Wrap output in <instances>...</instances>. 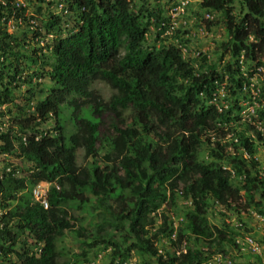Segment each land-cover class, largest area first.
I'll use <instances>...</instances> for the list:
<instances>
[{"label":"trees","instance_id":"1","mask_svg":"<svg viewBox=\"0 0 264 264\" xmlns=\"http://www.w3.org/2000/svg\"><path fill=\"white\" fill-rule=\"evenodd\" d=\"M59 1L0 0V264H85L89 252L107 250V264H127L130 254L140 264H214L249 232L251 211L264 217L249 136L226 128L236 139L229 150L203 138L234 122V105H209L215 85L226 75L236 101L251 63L261 65L264 0H196L197 16L216 17L205 26L224 32L214 60L201 51L185 58L177 30L173 42L160 38L168 23L159 4L69 0L62 20L50 12L68 0ZM200 143L208 148L198 158ZM38 182L48 184L47 209L30 200ZM68 238L79 254L64 251Z\"/></svg>","mask_w":264,"mask_h":264},{"label":"clouds","instance_id":"2","mask_svg":"<svg viewBox=\"0 0 264 264\" xmlns=\"http://www.w3.org/2000/svg\"><path fill=\"white\" fill-rule=\"evenodd\" d=\"M56 1H59V0H56ZM180 1H183V0H179L176 3L177 5L175 7H177L179 5V2ZM59 2H61V1H59ZM185 2L187 4V1H185ZM60 4H62V6L64 7V9L66 11L65 14H62V13L53 14V12H55V10H54L55 7L53 9H51L50 12L52 13L53 16H58L62 20H67L68 16L70 15L69 11L67 10L68 9L67 8V5L69 4V0L66 3H64V4L63 3H60ZM186 4H185V6H186ZM185 6L183 7L181 13H179V12H173L172 10L175 7H173L170 10V16H169L170 19H171L170 25L168 24V29L166 30V33L164 35L160 36V38H162L163 36H165L169 30H171V33H172L173 27L172 28H170V27L172 26L171 24H174V22H175V21H173V19H175L178 16L184 14ZM206 15L211 16V19L213 17V14H211V13H205L203 15V17H202V19L204 21H210L211 20V19L205 18ZM165 19L168 20L167 18H165ZM167 23H168V21H167ZM182 24L184 25L185 22L183 21ZM66 26L69 27L70 25L68 26V24H67ZM27 36H28V39L30 40L31 31L27 33ZM263 49H264V46H263ZM182 51H183L184 57L186 58V49H182ZM196 52H194L192 58H194V57L197 56V53ZM259 56H260L259 61L261 62V65H257L254 62L251 63V68H248V72L251 74L250 77H247V75H246L247 73H245V69H246L245 68V65H243V63H241V60L238 61L239 71L242 73L243 77H247L248 81H249L250 78L255 77V74L259 72V71H257L258 68H263V70H264V55L263 56L262 55H259ZM226 57L228 58V56H225L224 57V61L227 59ZM257 79H259V76H257ZM225 80H226V75L223 76V82L222 83L215 85L214 91L212 92L211 97H210L208 103H209V105H212L213 107H215L216 110H217V112H221V111L225 110L226 108L228 109L231 105H234L233 109L230 111L232 117H234V122L231 121V122L223 123L221 126H219L217 124L214 127L216 130H213V128L210 129L209 131H207L205 133V135L203 136V138L206 136L209 139V142H210L211 145L213 144V142H219V143H221V144L224 145V149L229 150L230 148L228 146H226V145L228 144V142H230V139H231L232 142H236V139L231 135V133H229V132L226 131V128H231V127H235L236 126V128H237L238 131L245 132V135L249 136V138L251 139V142L253 144V147L255 148L254 158L257 157V155L260 156L261 154L264 157L263 149L261 148L260 145L258 146V141H259V137L257 136L258 134H256L255 131L251 132V130L247 129L248 128L247 124L245 123L244 119L240 116V112H241L242 109H244V106L241 105V99H240L239 92L237 94V97H235V100L236 101H234L233 100L234 97L232 98L230 96V94L228 93V91L225 89ZM219 89H222V91L224 93V97L222 99L218 98L215 101H212V99L214 98V96L217 97V92H218ZM232 101H233V103L230 104ZM263 113L264 112H262L261 114H263ZM256 114L259 115V111H256ZM220 127H223L224 128L222 134L218 130V128H220ZM251 135L253 137H251ZM202 140H204V139H202ZM211 145H209V147ZM205 146H206V148H208L207 145H205ZM257 147H258L260 153L257 152ZM262 160L263 159H260L257 162L262 161ZM260 166L261 165H259V163H258V168ZM6 170H10V168L9 167H6ZM18 173L19 172L17 171L16 174L18 175ZM233 176H234L233 173H231L230 174V178H233ZM238 179H240V182H241V180H243L242 177H239ZM38 183H45V182H38ZM260 183L264 187V184L261 182V180H260ZM37 184H35V185H37ZM45 184H47V183H45ZM35 185H33L29 189V191H30V196L29 197H30V200L31 201H34V202L38 203L31 196V189ZM46 188L48 189V184H47V187ZM240 194H242V193H240ZM46 196H47V190H46ZM46 196H45V201H46ZM38 204L41 206L40 203H38ZM182 204L183 205H186L187 207L189 206V203L188 202H187V204H185V203H182ZM215 208L216 207L213 206V209H215ZM43 209H47V202H46V208H43ZM240 209L241 208H238V209H236L234 211L233 218L236 217V213H239L237 211H240ZM220 211L224 212L223 209H220ZM230 211H227L226 214L227 215L228 214L230 215L231 214ZM240 213H242V211H240ZM170 218L172 219L173 227H175L177 225V223H179L182 220V217H181L180 214H176V215L170 216ZM249 219L251 221H256V224L253 226L252 224L248 223L247 224V227L249 229V232H244V233H241V234L235 236L234 242H235V245L237 247L236 248H226L225 247L223 253L215 254V255L212 256V263H214V264H232L231 263V258L229 256V254H230L229 251L231 249H234L238 254L247 256L248 258L249 257L252 258V260H253L252 264H264V251L262 249L258 253H251L245 247H244V249H241V242L243 241V238L244 237L251 238V240L253 242L257 243L261 248H264V217L261 216V215H259V214H257L256 211H251V218H249ZM235 222H236V219H234V225H235ZM239 226L240 225H236V227H239ZM170 237H171V239H174V234H172ZM181 246L183 247L184 244H182ZM157 248H160V247L157 246ZM182 251H184V250H182ZM35 252L38 253V254L40 253V251L38 249ZM103 252H108V250L107 251H103ZM157 253L162 254L161 253V250H159V249L157 250ZM130 256L133 257V258H135L137 260V258L133 254H130ZM127 264H130V259L127 260ZM132 264H134V263H132ZM206 264H209V260H208V262Z\"/></svg>","mask_w":264,"mask_h":264},{"label":"rangeland","instance_id":"3","mask_svg":"<svg viewBox=\"0 0 264 264\" xmlns=\"http://www.w3.org/2000/svg\"><path fill=\"white\" fill-rule=\"evenodd\" d=\"M135 3H138L136 0H131ZM147 3V6L149 8L155 7L156 4H159V14H161L164 18H167L168 24L170 25L171 19H170V10L175 7L177 2L179 0H144ZM187 1V4L185 6V11L183 15L178 16L177 18L173 19L174 24H171L173 27L172 33L171 30L167 32L164 38H166L167 41L173 42L174 41V31L177 30L180 32L179 36H181V39L187 40L185 49H186V58H192L194 52L201 51L206 52L209 56L210 60H214V50L217 43H220L225 39L224 32L222 27L219 23L213 24V25H207L205 26V21L202 19V15L197 16L196 12H198L197 3L196 0H183ZM213 21L216 20V17H213ZM185 22L183 25L182 22ZM184 32V33H183ZM154 37L153 34H150L148 36V40H151ZM227 58V57H226ZM94 88L100 91L101 96L105 99L109 96L110 91L107 89V87L99 84L96 82L93 84ZM70 114V110L67 108L65 112L63 113V116L67 118V115ZM71 125L69 123H66V132L70 130ZM205 150V145L203 143H200L197 151L196 156L200 158ZM82 150H78L76 152V164L81 165L85 161L82 158ZM7 162H9L11 165L19 166V162L17 160L6 158ZM1 164V159H0ZM182 203H179V208H182ZM187 207V206H186ZM231 214L229 215V218L226 219L227 223H233L234 219V209H231ZM211 214V212H210ZM213 215V219L212 216ZM209 215L208 219L210 222L215 223L219 216H217V211L213 209V213ZM244 221L252 224L253 226L256 224V221H251L248 217L244 219ZM64 251H68L73 254H79V251L76 247V244L72 242L71 239H66L65 243L63 244ZM229 256L231 258L232 264H252L253 260L252 258H248L247 256L238 254L234 249H231L229 251ZM107 252L102 251H96L95 255L94 252H89L87 256L88 262L85 264H107L106 262V255ZM63 259V258H61ZM140 264L135 258H130V264Z\"/></svg>","mask_w":264,"mask_h":264},{"label":"built area","instance_id":"4","mask_svg":"<svg viewBox=\"0 0 264 264\" xmlns=\"http://www.w3.org/2000/svg\"><path fill=\"white\" fill-rule=\"evenodd\" d=\"M16 1L19 2L20 0ZM185 4V1H180L179 5L175 7L172 11L181 13ZM54 10L55 12H53V14L66 13L62 4H58L54 8ZM205 18L211 19V16L206 15ZM36 26L37 24H34V27ZM170 28H172V26ZM257 71L259 72L255 74V77L250 78L248 84H243L241 90L239 91L241 105L244 106V109H242L240 112V116L244 119L248 127H252L251 132L255 131L256 134H258V146L260 145L264 152V115L261 114V111L264 110V70L263 68H258ZM257 76H259V79H257ZM223 97L224 93L222 89H219L217 92V97L214 96L212 101H215L218 98L222 99ZM256 111H259V115L256 114ZM251 137L253 136L251 135ZM257 152H259L258 147ZM254 159L256 161L263 159L262 161L258 162L259 165H261L259 167L260 172L258 177L264 184V157L261 154L260 156L257 155V157H255ZM46 187L47 184L38 183L31 189L32 198L38 203H40L43 208H46ZM244 247L248 249L251 253H258L261 249L264 251V248H261L257 243L253 242L251 238L248 237H244L243 241L241 242V249H244Z\"/></svg>","mask_w":264,"mask_h":264}]
</instances>
